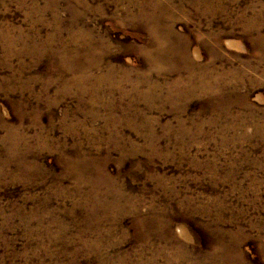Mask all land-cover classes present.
<instances>
[{
  "label": "rangeland",
  "instance_id": "rangeland-1",
  "mask_svg": "<svg viewBox=\"0 0 264 264\" xmlns=\"http://www.w3.org/2000/svg\"><path fill=\"white\" fill-rule=\"evenodd\" d=\"M0 264H264V0H0Z\"/></svg>",
  "mask_w": 264,
  "mask_h": 264
},
{
  "label": "bare ground",
  "instance_id": "bare-ground-1",
  "mask_svg": "<svg viewBox=\"0 0 264 264\" xmlns=\"http://www.w3.org/2000/svg\"><path fill=\"white\" fill-rule=\"evenodd\" d=\"M156 29H158V27L155 28V32H154V43L156 44V48L158 49L160 46H162V42H163V37L161 36L160 33L156 32ZM163 34V33H162ZM162 52L159 48V50H157V55L159 56V53Z\"/></svg>",
  "mask_w": 264,
  "mask_h": 264
}]
</instances>
